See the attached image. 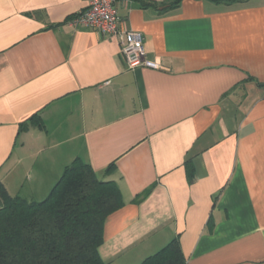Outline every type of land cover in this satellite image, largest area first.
Masks as SVG:
<instances>
[{
	"label": "crops",
	"instance_id": "0c3cea01",
	"mask_svg": "<svg viewBox=\"0 0 264 264\" xmlns=\"http://www.w3.org/2000/svg\"><path fill=\"white\" fill-rule=\"evenodd\" d=\"M171 1L114 0L159 65L131 69L70 24L85 0H0V184L40 200L78 158L122 195L106 264L174 237L185 264H264V0Z\"/></svg>",
	"mask_w": 264,
	"mask_h": 264
},
{
	"label": "trees",
	"instance_id": "16d2710c",
	"mask_svg": "<svg viewBox=\"0 0 264 264\" xmlns=\"http://www.w3.org/2000/svg\"><path fill=\"white\" fill-rule=\"evenodd\" d=\"M112 169L113 163L106 167ZM122 204L116 183L78 158L40 200L10 196L0 184V264H106L98 251L103 222ZM138 264H185L179 240L172 238Z\"/></svg>",
	"mask_w": 264,
	"mask_h": 264
},
{
	"label": "built area",
	"instance_id": "2783aa9c",
	"mask_svg": "<svg viewBox=\"0 0 264 264\" xmlns=\"http://www.w3.org/2000/svg\"><path fill=\"white\" fill-rule=\"evenodd\" d=\"M86 7L73 15L71 25L83 24L91 27L103 36H116L126 66L134 68L146 66L158 68L157 62L147 59L142 45V35L133 30H120L114 0H85Z\"/></svg>",
	"mask_w": 264,
	"mask_h": 264
},
{
	"label": "rangeland",
	"instance_id": "374dc122",
	"mask_svg": "<svg viewBox=\"0 0 264 264\" xmlns=\"http://www.w3.org/2000/svg\"><path fill=\"white\" fill-rule=\"evenodd\" d=\"M98 176L100 177V175L98 174Z\"/></svg>",
	"mask_w": 264,
	"mask_h": 264
}]
</instances>
